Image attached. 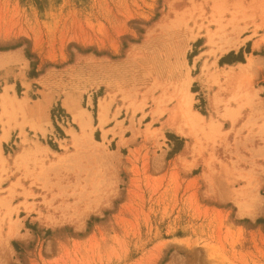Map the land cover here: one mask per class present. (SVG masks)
<instances>
[{"label":"rangeland","instance_id":"374dc122","mask_svg":"<svg viewBox=\"0 0 264 264\" xmlns=\"http://www.w3.org/2000/svg\"><path fill=\"white\" fill-rule=\"evenodd\" d=\"M5 93L0 264H264V0H0Z\"/></svg>","mask_w":264,"mask_h":264},{"label":"bare ground","instance_id":"6f19581e","mask_svg":"<svg viewBox=\"0 0 264 264\" xmlns=\"http://www.w3.org/2000/svg\"><path fill=\"white\" fill-rule=\"evenodd\" d=\"M223 18H224V16H223ZM220 20H221V18H220ZM223 20H225V19H223ZM215 23H216V21H215ZM228 23H230V22H228ZM207 25H208V23H207ZM214 25H216V24H214ZM220 27L222 28V24L221 23L219 25V28ZM230 29H232V28H230ZM219 32H220V29H219ZM221 33H223L222 30H221ZM216 34H217V31H213L209 26L204 25V26L198 27L196 29V31H194L192 33L191 38L193 40H196L198 38H204L206 43L212 44V43H214V39H215L214 36ZM227 36H229V35H227ZM225 37L222 38V39H225V40L220 43V46L218 48L221 53L226 52L229 49H232V48L236 47V45H237L235 42H233V40H229V38H225ZM255 63L256 62H255L253 56H248L247 61L245 63H238L237 67L241 71H245V70H248L249 68H251ZM237 71L238 70L233 65H229V67H227V70L225 72H227L229 74H234ZM186 78H188V77H186ZM189 87H190V78H188L186 80L185 85L182 88L184 93H185V95H186V97L183 100V98H182L184 96V94H183V96H181V98H182L181 100L183 102L180 100L182 102L181 106H180V112H181L182 116L184 117L185 125L188 128H187V130L185 128H182V127L176 129L179 133L187 136L188 138H189L190 134L193 136V134L195 135L200 130L203 133L205 131V128L202 125L203 124L202 123L203 116L200 115L197 111H195V109L192 108V104L190 103V98L189 97H190V93L191 92L189 90ZM17 100L18 99L16 97L11 98L6 93L2 94V96L0 98V107H1V110H2V115L7 113L9 105L17 106V104L18 105L22 104V103H20V101H17ZM107 105H108L107 99H106V97H103L100 100V104H99V124L100 125H104L105 122H106V117L105 116H106V111H107ZM19 106H21V105H19ZM25 106H26V104H25ZM63 107L72 115L73 120L77 124L80 125L82 130H85L90 125V117H89V115L86 112H84V110H82V108L80 107V105L78 103V99L77 98L73 97L72 95L65 96V98L63 99ZM225 111H226L225 115L227 117H229L230 119L234 118V115H235V113L233 112L234 110H232L230 108H227ZM85 114L87 115V117H86ZM208 125H209V130L208 131L206 130L204 134L206 135V137L208 139H211L212 137L214 138V135H215L214 132H215V129H216V125L214 123H212V122L208 123ZM69 133L75 138V136H74L75 133H74L73 130H70ZM196 135H198V134H196Z\"/></svg>","mask_w":264,"mask_h":264},{"label":"crops","instance_id":"0c3cea01","mask_svg":"<svg viewBox=\"0 0 264 264\" xmlns=\"http://www.w3.org/2000/svg\"><path fill=\"white\" fill-rule=\"evenodd\" d=\"M50 111V110H49Z\"/></svg>","mask_w":264,"mask_h":264}]
</instances>
